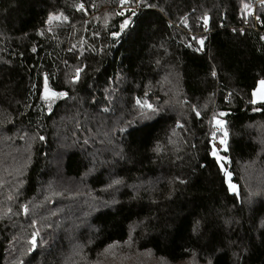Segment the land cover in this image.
<instances>
[{
    "label": "trees",
    "instance_id": "1",
    "mask_svg": "<svg viewBox=\"0 0 264 264\" xmlns=\"http://www.w3.org/2000/svg\"><path fill=\"white\" fill-rule=\"evenodd\" d=\"M247 3L0 0V264H264Z\"/></svg>",
    "mask_w": 264,
    "mask_h": 264
},
{
    "label": "snow or ice",
    "instance_id": "2",
    "mask_svg": "<svg viewBox=\"0 0 264 264\" xmlns=\"http://www.w3.org/2000/svg\"><path fill=\"white\" fill-rule=\"evenodd\" d=\"M132 2H133V0H120V5H121V7H123L124 5L130 4ZM136 2H139V0H136ZM260 2H261L262 5H264V0H260ZM244 8L245 9L249 8V5L248 4H244ZM77 10L78 11H84L85 10V5L82 4V3L79 4L77 6ZM135 14H136L135 12H132V15L133 16ZM117 15H119V16H125V13L123 11H120V12L117 13ZM61 18L62 17H59V16H51L50 15L49 16V19H48V23L51 26L52 21H54V20H60ZM63 19L66 20V18H63ZM128 23H129L128 19H124L123 22L120 24V28L121 29H124L125 27H127ZM203 23H204L205 28H207V25H208V18L207 17L204 18ZM112 35L113 36H116V35H118V33H113ZM262 39H264V37H262ZM199 43L200 44H203L204 43L203 39H201L199 41ZM81 71H82L81 68H77L76 69V75L73 77V80H72L73 83L78 82L79 75H80V72ZM213 75H215V73H213ZM261 83L264 84V81H261ZM66 95H67L66 92H59V91H53V90H51L49 88L48 77L47 76L44 77V79H43V99L45 101H49L50 102L53 99H57L59 97H65ZM253 95L255 96L256 94L253 93ZM252 102L255 103V100H253ZM136 103L138 105H140L141 107H146V108L154 111V109H152V105L151 104H141V102L139 100H137ZM141 115H143V113H141ZM197 115H199V113H197ZM221 115H223V113ZM216 125L219 128H223V126H224L223 123L221 121H219V120H216ZM225 135H227V134L225 133ZM39 139L40 140H44V137L41 135V136H39ZM220 143L221 144H225L226 141L225 140H221ZM226 150L227 149H225V151ZM157 151H159V148L157 149ZM211 155L217 160V162H220L223 159L221 156H219L217 154V151H216V147L215 146L212 147ZM221 170H223V165H221ZM224 174H225L226 177H229V179H230V174L229 173L225 172ZM180 183H184V181L181 180ZM228 187H229V190L235 192V190H236V186L235 185L229 183L228 184ZM23 211H24L25 214H27L28 209H27L26 206L23 208ZM36 236H37V233H33L32 239L30 241L33 249L37 246ZM21 264H23V262H21ZM208 264H211V260H209Z\"/></svg>",
    "mask_w": 264,
    "mask_h": 264
},
{
    "label": "built area",
    "instance_id": "3",
    "mask_svg": "<svg viewBox=\"0 0 264 264\" xmlns=\"http://www.w3.org/2000/svg\"><path fill=\"white\" fill-rule=\"evenodd\" d=\"M247 15L242 19V25H240V30L247 31V30H255L263 34L264 36V5L261 4L260 0H251V5L248 8ZM200 29V27H199ZM188 34H192L191 30H187ZM200 34L209 35L211 31L208 28H205L203 25L201 31L198 32ZM215 147L217 149L221 148L220 144H216Z\"/></svg>",
    "mask_w": 264,
    "mask_h": 264
},
{
    "label": "rangeland",
    "instance_id": "4",
    "mask_svg": "<svg viewBox=\"0 0 264 264\" xmlns=\"http://www.w3.org/2000/svg\"><path fill=\"white\" fill-rule=\"evenodd\" d=\"M248 5H249V7H250V5H251V0H249V3H247ZM138 8V6H136V9ZM248 8L247 9H245V12H244V14H243V18L247 15V13H248ZM261 81H264V79L263 80H260L259 82H258V84H257V87H256V89L254 90V92L253 93H255L256 95L254 96H252V99L253 100H255V103H259V102H264V84H262L261 83ZM229 183H231V182H228V184ZM231 184H233V183H231ZM234 185V184H233ZM237 191V187H236V190H235V192ZM233 192V191H232Z\"/></svg>",
    "mask_w": 264,
    "mask_h": 264
}]
</instances>
